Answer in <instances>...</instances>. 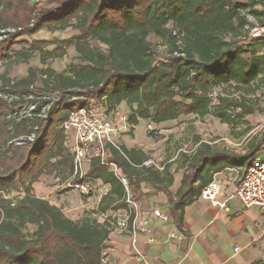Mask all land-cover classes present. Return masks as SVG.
Masks as SVG:
<instances>
[{"label": "trees", "instance_id": "16d2710c", "mask_svg": "<svg viewBox=\"0 0 264 264\" xmlns=\"http://www.w3.org/2000/svg\"><path fill=\"white\" fill-rule=\"evenodd\" d=\"M259 1L0 0V62L13 59L16 45L28 43L22 36L69 27L78 33L52 50L47 48L48 40L35 39L30 51L55 58L73 45L79 58L61 72L32 66L26 76L2 78L0 264H104L111 222L72 219L62 207L33 192V184L43 174L62 181L74 174L63 121L79 108L110 112L124 102L131 110V127L140 120L159 125L189 114H211L230 123L238 108V115L252 113L255 99L236 97L227 88L250 94L255 83L264 80V53L258 51L264 41L248 40L244 13ZM253 14L264 24V8L254 9ZM151 36L160 38L166 51L162 56ZM38 81L42 88H35ZM51 96L61 100L51 103ZM44 106L47 116L42 118ZM32 133V142L9 143ZM120 148L110 145L109 160L131 178L133 196L142 182L150 183L166 195L169 217L183 229L185 208L216 173L227 168L245 173L264 148V132L241 154L209 142L183 154L181 184L175 193L170 190L171 164L158 170L143 165L146 157L138 149ZM96 179L110 185L99 209L106 211L115 202V208L124 207V186L99 158L73 182ZM13 190L22 194L10 197Z\"/></svg>", "mask_w": 264, "mask_h": 264}, {"label": "crops", "instance_id": "0c3cea01", "mask_svg": "<svg viewBox=\"0 0 264 264\" xmlns=\"http://www.w3.org/2000/svg\"><path fill=\"white\" fill-rule=\"evenodd\" d=\"M49 175L54 174H43L40 179ZM181 178L182 173L175 175V190H172L173 185L170 187L174 193ZM95 183L106 185L110 191V185L101 179ZM234 188L228 187L230 191ZM75 191L78 190L70 188L64 194L71 195ZM83 197L88 198L82 194ZM134 201L132 213L136 223L147 219V228L126 232L111 225L103 250L109 256L110 264H264V210L254 207L249 210L238 199L229 201L227 208H221L198 198L185 208L184 226L180 229L169 217L166 195L150 183H141L140 195ZM121 202L124 207L115 208V202L106 211L96 206L95 218L91 219L104 222L111 221L112 217V223H115L128 208L124 200ZM86 205L90 202L81 200L62 209L68 217L80 220L83 218L76 213L79 209L84 211ZM155 210L167 214L169 219L155 216Z\"/></svg>", "mask_w": 264, "mask_h": 264}, {"label": "rangeland", "instance_id": "374dc122", "mask_svg": "<svg viewBox=\"0 0 264 264\" xmlns=\"http://www.w3.org/2000/svg\"><path fill=\"white\" fill-rule=\"evenodd\" d=\"M239 1L245 2L246 0ZM257 5H261V7L264 8V0L259 1ZM77 33L78 31L75 28L69 27L54 32L41 30L33 35L22 36L21 38L27 40L28 43L16 45L13 59L0 62V84L5 75L12 79L26 76L29 68L32 66L36 68L50 66L59 72L66 70L70 63L79 60L73 45L67 46L66 53L63 56L55 58L53 56L44 55L42 51H30V45L35 39H45L51 42L47 48L52 50L56 45H59L61 40L68 39ZM151 40L156 45L158 54L161 56L165 54L166 51L162 46L160 38L151 36ZM258 51L264 53V46H258ZM25 53L28 54V57L23 55ZM231 84L234 85L233 83ZM42 87L43 84L41 81H38L35 85V88ZM233 87L227 89H230L236 97H243V95H245L255 99V109L252 113L238 115L240 111L238 108L233 112L235 113L234 119L230 123L222 122L220 118L211 114L204 117H196L193 114L182 115L178 119L169 120L156 125L154 130L149 129L150 121L140 120L136 127H130L127 131L119 132L115 140L119 145H123L129 149H138L139 152L146 157V160H153L160 168H164L166 165L171 164L170 172L173 174L174 178L175 175L179 176L180 173H182L181 163L183 154H190V152L202 142H209L215 147L226 148L237 154L244 153L247 147L252 142H257L264 132V80L256 82L254 85L255 92H251L250 94L247 93L248 91L246 89H243V92H237L235 91L237 89ZM117 111L129 115L131 110L124 102L116 107L115 113ZM114 117L115 114L113 113V118ZM118 120L119 119L116 118V123L119 124ZM68 144H71L70 135L68 136ZM263 151L264 148L262 152ZM89 168L90 166L86 165V173ZM243 174V170L240 169H225L221 171L220 177H222L223 182L225 181L227 187H232L240 184ZM38 181L39 183L35 182V187L33 186V192L37 196L47 198L52 203H57L64 210L70 203L73 204L81 200L90 202L89 206L86 205V207H84V211L79 209V212L76 214L82 218H95L94 212H96V206H99L100 203L98 204L94 191H92L86 199V197L82 198V193L80 191H75L71 195L67 193L64 194L66 191L70 190V186L68 187V183H63V181L55 175L44 176ZM95 185L96 184H94V188ZM172 190H175L174 185ZM21 194V192L13 190L10 197L17 198ZM139 195L140 189L135 196H133L132 189V199H137ZM252 209L249 208V210ZM69 215H71V213H69ZM110 218L112 222L113 218ZM115 219H117V217H115ZM111 225L113 224L111 223Z\"/></svg>", "mask_w": 264, "mask_h": 264}, {"label": "built area", "instance_id": "2783aa9c", "mask_svg": "<svg viewBox=\"0 0 264 264\" xmlns=\"http://www.w3.org/2000/svg\"><path fill=\"white\" fill-rule=\"evenodd\" d=\"M254 9H263V7L261 5H255ZM254 9L247 7L244 10L248 18V24L246 25L247 38L248 40L264 41V24L260 23L253 14ZM10 31H15V29H10ZM50 98L52 99L51 103L61 100L56 96H51ZM34 107V105L30 106L31 109ZM43 108L44 110L42 109L40 116L45 118L47 116V107L44 106ZM24 110H27L26 107ZM113 113L115 114L114 118ZM116 118L119 119V124L116 123ZM156 125L150 122L149 129L154 130ZM62 127L66 134L71 136V144L68 145L74 158V174L63 183H68V187L70 186V188L80 191L85 196H89L92 191L97 190L95 194L97 202L98 204L101 203L109 191L106 185L96 184L95 181L98 179L80 183L73 182V177L76 174H79L80 178H83L86 174V165L90 166L94 159L99 158L101 163L109 166L110 170L115 173L124 186L125 194L123 200L128 206L124 210L121 218L117 219L115 223L110 222L115 224L121 231L137 232L138 230H146L148 225L147 219L137 224L135 216L132 217V208L135 206V201L132 199L130 178L115 161H110L108 158L110 145L121 150L115 137L119 132L129 130L131 127L129 116L119 111L115 113V109L108 112L104 108L89 110L84 107L71 111L63 121ZM34 139L35 133H32L28 137L10 140L9 143L22 144L32 142ZM143 165L154 166L158 170L164 169L158 167L151 159L144 161ZM227 169L234 170V168ZM220 174L221 172L216 173L212 181L203 188L199 199L209 200L212 204L221 208H227L229 201L238 199L245 208L257 207L264 210V151L250 164L240 184L235 186L233 191L228 189ZM94 184H96L95 188ZM154 213L155 216L164 220L169 219L167 214L159 210H155ZM102 262L104 264H110L111 260L108 255L104 254Z\"/></svg>", "mask_w": 264, "mask_h": 264}]
</instances>
